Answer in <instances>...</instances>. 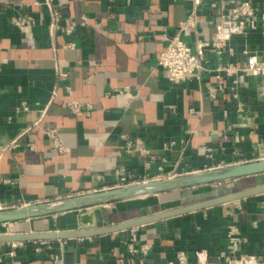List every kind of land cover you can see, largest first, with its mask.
Listing matches in <instances>:
<instances>
[{
  "label": "crops",
  "instance_id": "obj_1",
  "mask_svg": "<svg viewBox=\"0 0 264 264\" xmlns=\"http://www.w3.org/2000/svg\"><path fill=\"white\" fill-rule=\"evenodd\" d=\"M42 1L0 0V211L264 159V77L204 73L172 84L156 63L168 39L179 34V24L192 15L195 28L180 36L192 52L203 51L207 68L243 69L250 57L264 64V28L247 37L232 35L220 54L209 48L221 33L218 27L234 18L231 10L240 0H52L60 27L74 26L69 36H51ZM252 1L264 11V0ZM24 15L31 27L11 23ZM208 87L222 92L210 99ZM125 88L127 93H118ZM71 101L88 107L72 114ZM22 103L28 112L17 111ZM49 129L65 153L52 147ZM121 137L139 139L149 154L126 153ZM258 177L264 179L205 186L226 189L209 198L214 199L249 189L248 182L257 183ZM205 186L145 197L155 199L145 207L148 214L125 216L135 213L124 207L135 200L102 205L97 225L165 211L168 203L175 209L202 202L187 203L184 194ZM76 213L10 223L7 232L74 230ZM231 225L245 240L239 254L264 255V194L150 223L133 233L23 242L12 255L8 243H0V264H51L52 254L65 264H138L140 257L127 250L132 235L136 247H150L144 264H169L179 253L194 262L199 250L207 252L208 264H223L219 255L228 252Z\"/></svg>",
  "mask_w": 264,
  "mask_h": 264
},
{
  "label": "built area",
  "instance_id": "obj_2",
  "mask_svg": "<svg viewBox=\"0 0 264 264\" xmlns=\"http://www.w3.org/2000/svg\"><path fill=\"white\" fill-rule=\"evenodd\" d=\"M37 5L38 3H34ZM42 5L47 8L50 20H49V32L51 36L55 32H60L66 36H69L74 31V26L70 25L67 27H60L59 22L61 20L60 13L53 7L52 0H43ZM233 19H226L225 27H218L221 33L217 37L213 38L209 43V48L215 51L216 54H220L221 51L226 46V41L232 35H238L241 37H247L251 33L257 31L259 28H264V11L260 10L252 0H240L238 5H236L232 10ZM85 21V19H83ZM11 23L19 28L25 29L33 25L32 20L27 16H17L11 19ZM196 22L192 15L188 16L182 23L179 24V34L168 39L167 45L164 50L158 56L156 63L159 68L166 72V77L168 81L172 84H182L190 81L196 77H200L204 73H212L215 77H220L221 75L232 76L238 72H243L247 75H254L264 77V64L259 63L254 57L247 59V66L243 69H238L233 65H218L215 69H209L205 66L206 58L201 49L198 48L197 52L191 51L190 47L182 40L180 33H184L195 28ZM74 45L69 44L67 47L72 48ZM57 77L59 80L65 79L66 75L63 73H58ZM128 89L123 91H118V93H127ZM222 92L220 87L213 88L208 87L207 95L210 99H215L217 94ZM54 96V95H53ZM236 96H234L235 98ZM69 111L72 114H79L88 106L80 104L75 101H71L67 104ZM243 105L238 103V110H242ZM17 111L28 112V107L22 103ZM44 112V111H43ZM42 112V113H43ZM36 125V122L33 123ZM46 135L51 141L52 147L59 153H65V149L61 142L59 141L57 135L53 130H46ZM125 141V152L128 154L134 152H143L146 155L149 151L145 150L142 141L139 139L129 140L125 137H121ZM209 151V150H207ZM121 182L125 180L120 179ZM123 187V186H122ZM121 188V187H119ZM10 223L3 224L5 227V232L2 234L8 235V228ZM134 229L131 230L133 233ZM228 239V252L221 253L219 256L223 264H264V255L255 256L250 254H239L240 245L245 241L240 237L238 229L231 225L228 227L227 233ZM135 238L132 235L129 245L127 246L128 253L131 255H138L140 258L138 264H144V256L149 251V245H141L136 247L134 245ZM23 242H13L8 243L9 255H12V251L17 247L22 246ZM36 243V242H33ZM44 244L43 242H39ZM2 245V244H0ZM264 245V239H263ZM39 250V248H37ZM51 264H65L63 260L55 254L50 255ZM169 264H208V254L205 250L195 251L194 262H189L186 255L179 253L176 255L175 260Z\"/></svg>",
  "mask_w": 264,
  "mask_h": 264
},
{
  "label": "water",
  "instance_id": "obj_3",
  "mask_svg": "<svg viewBox=\"0 0 264 264\" xmlns=\"http://www.w3.org/2000/svg\"><path fill=\"white\" fill-rule=\"evenodd\" d=\"M254 176L264 177V159L242 165L201 172L193 175L166 179L162 181L142 182L135 185L111 189L108 191L81 195L71 199L0 211V225L48 217L51 215L77 212L74 215V230L29 234H0V243L88 238L135 229L150 223L190 212L204 210L209 207L264 194V184L214 199L205 200L196 204L169 209L150 215H144L104 228L98 227L96 213L100 210L102 205L137 200L168 192L212 185L225 181Z\"/></svg>",
  "mask_w": 264,
  "mask_h": 264
},
{
  "label": "rangeland",
  "instance_id": "obj_4",
  "mask_svg": "<svg viewBox=\"0 0 264 264\" xmlns=\"http://www.w3.org/2000/svg\"><path fill=\"white\" fill-rule=\"evenodd\" d=\"M257 183H254L253 182H248V184L246 186H249L250 187H253L255 185H261L264 183V179L262 177H258L257 180H256ZM252 183V184H251ZM226 189L224 188H214V187H210V186H205L204 188H200V189H197V190H190L188 192H186L184 194V197L186 199V202L187 203H193V202H198V201H203V200H206V199H209V198H213V197H216L218 196L221 192H225ZM151 197V196H150ZM155 202V199L154 198H145V199H141V200H135L133 202H130L129 205L127 204L126 206L124 207H127V208H131V209H134L135 213H126L125 216H131V215H135V214H139L140 212L142 214H148V213H151V210L147 209L145 210V207H147L148 204H152ZM185 203V204H187ZM176 205L175 204H166L164 205V209H171V208H174ZM161 210V209H160ZM140 216V215H139Z\"/></svg>",
  "mask_w": 264,
  "mask_h": 264
}]
</instances>
